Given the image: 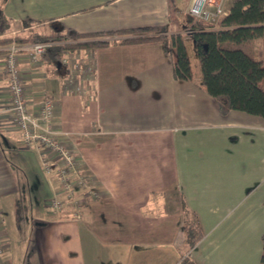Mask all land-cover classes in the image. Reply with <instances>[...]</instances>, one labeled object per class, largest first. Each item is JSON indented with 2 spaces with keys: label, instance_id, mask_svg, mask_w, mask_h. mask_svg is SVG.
<instances>
[{
  "label": "crops",
  "instance_id": "crops-1",
  "mask_svg": "<svg viewBox=\"0 0 264 264\" xmlns=\"http://www.w3.org/2000/svg\"><path fill=\"white\" fill-rule=\"evenodd\" d=\"M192 2L8 0L0 12L13 27L0 37L41 33L52 23L82 34L158 26L167 35L184 33ZM26 21L33 23L23 27ZM94 55L87 96L64 94V66L22 64L29 107L43 95L54 100L57 127L103 192L79 220L72 206L49 214L57 180L22 146L0 53V264H261L264 118L222 114L199 75L174 78L161 42L113 44ZM191 219L201 233L192 247Z\"/></svg>",
  "mask_w": 264,
  "mask_h": 264
},
{
  "label": "trees",
  "instance_id": "trees-1",
  "mask_svg": "<svg viewBox=\"0 0 264 264\" xmlns=\"http://www.w3.org/2000/svg\"><path fill=\"white\" fill-rule=\"evenodd\" d=\"M190 24V41L200 63L199 83L213 96L222 114L232 110L264 118V0H233L226 16L216 23L195 20ZM33 21H26L23 27ZM13 27L0 12V36ZM167 27H143L117 32L78 33L60 23L47 25L42 32L20 31L14 37H0V48L11 42H52L44 59L62 67L64 50L97 49L113 44L161 42L165 53L173 57L176 80H194V73L183 33L164 34ZM115 34L132 35L119 42L88 41ZM4 49L0 50V53ZM201 233L194 219L187 224L186 241L194 246ZM264 264V234L262 236Z\"/></svg>",
  "mask_w": 264,
  "mask_h": 264
},
{
  "label": "built area",
  "instance_id": "built-area-1",
  "mask_svg": "<svg viewBox=\"0 0 264 264\" xmlns=\"http://www.w3.org/2000/svg\"><path fill=\"white\" fill-rule=\"evenodd\" d=\"M231 0H193L189 15L195 20L216 23L228 13L227 3ZM17 32L12 33L14 37ZM52 42L17 43L11 42L4 49L3 66L10 95L7 107L12 115V123L21 134V143L37 153L44 173L57 180L53 195L46 206L51 217H57L68 206L75 210V217L82 219L85 205L92 199L103 196L96 189L97 183L87 169L85 160L55 123V102L43 95L34 109L27 101L24 62L30 70L39 68L44 62V54ZM93 49L64 50L62 66L66 78L64 94L77 93L87 96L93 91L96 78V65ZM5 241L0 235V257Z\"/></svg>",
  "mask_w": 264,
  "mask_h": 264
},
{
  "label": "rangeland",
  "instance_id": "rangeland-1",
  "mask_svg": "<svg viewBox=\"0 0 264 264\" xmlns=\"http://www.w3.org/2000/svg\"><path fill=\"white\" fill-rule=\"evenodd\" d=\"M173 1H176V0H173ZM7 2H8V0H0V11H1V8L3 7V5H6ZM229 3H230V1H229ZM192 18L193 17H191L190 15L185 16V19L183 21V23L185 24V26L183 27V32H184L183 36H184V39H186V41H187V48H188V52H189V57H190L193 73H194V75L200 76L201 75L200 63L196 57L195 50L192 46V42L190 41V31H191L190 30L191 29L190 24L193 22Z\"/></svg>",
  "mask_w": 264,
  "mask_h": 264
}]
</instances>
